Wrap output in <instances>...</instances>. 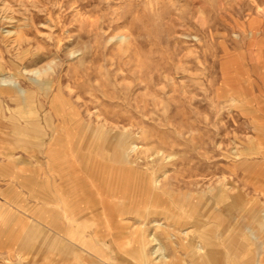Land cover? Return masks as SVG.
<instances>
[{"label":"rangeland","instance_id":"1","mask_svg":"<svg viewBox=\"0 0 264 264\" xmlns=\"http://www.w3.org/2000/svg\"><path fill=\"white\" fill-rule=\"evenodd\" d=\"M3 2L12 20L0 17V80L31 99L25 111L0 104V202L11 209L0 216V264H264V0ZM10 26L17 39L4 38ZM37 107L63 114L50 121L63 144L73 129L111 156L100 165L115 169L116 194L98 192L72 152L51 159L32 146L47 137L20 133ZM64 171L90 201L81 235L92 244H60L41 226L24 249L32 219L59 221L57 200L44 197L57 196ZM209 231L235 244H202Z\"/></svg>","mask_w":264,"mask_h":264},{"label":"crops","instance_id":"2","mask_svg":"<svg viewBox=\"0 0 264 264\" xmlns=\"http://www.w3.org/2000/svg\"><path fill=\"white\" fill-rule=\"evenodd\" d=\"M3 84V85H2ZM17 87V86H16ZM18 89V88H17ZM42 89H46L44 86L42 87ZM0 104H3L4 101H7V99H9V101H15L18 103V107L19 109H22L23 111H25L26 109L30 108L28 106V101L31 99V95L29 93H22L19 91L18 89V93L14 92V90L11 88V86H7L5 83L0 82ZM7 91H12L13 96H9L7 94V96H4L3 93H6ZM43 114V115H41ZM35 119L36 120H32V111L29 110L27 112H25L23 120H24V125L20 126V133L22 135H25V133L27 134V131L32 133H38L43 135L44 137H47L49 140L48 142H40V143H35L32 146H36V147H40L41 149L44 150V153L47 154L48 157H52V153L56 152V151H61V152H72L73 154H75V158L72 156H69L73 162L74 165H77L79 168V170H82L85 173H88L87 169H90V172L88 173L90 176L94 177L95 179L98 180V184L99 186H97V190L98 192L102 193V194H110L113 195L114 193L116 194V190L114 188L113 183H115L114 180V176L113 173L110 175V172L114 171L115 169H113L112 171L110 170H106L104 169L105 166H101L100 164L107 161V163H109V166H112L110 164H113L112 160H111V156L109 158H99L96 155V151H91L92 146L87 145V143H82V140H79L82 138L83 134H74V130H71L72 134L69 135L70 139L69 142L70 144L65 145L63 144V139L61 138V136L59 135V133L61 132V130L58 129L57 125L55 124L54 126H52V124L50 123V121H55L57 122L58 119H56L57 117H62L63 114L62 113H49L48 111H43L40 108L37 107V111L35 113ZM86 142V141H84ZM91 154V155H90ZM94 156V158L92 157ZM74 158V159H73ZM50 161V158H48ZM77 161H76V160ZM58 163H60V165L63 167V165H69V158L67 157H57ZM98 161V164L95 163ZM15 160L12 159L11 157L7 158V164H12L14 163ZM95 163V164H94ZM92 164V166H91ZM97 164V165H96ZM73 165V167H74ZM114 165V164H113ZM91 166V167H90ZM116 166V165H115ZM119 167L118 172L120 173L121 170H123L122 167ZM80 172V171H79ZM69 173V174H68ZM108 175H106V174ZM70 172H62L61 173V180L59 184H53L56 187H51L52 189L58 191L56 192V197L54 196H49L47 195V197H44V203L47 202V204L49 202H53L54 199L57 200L58 205L60 206V212L59 215H57V217L59 216V221L56 220H52V221H42V224L40 222H38L37 220L32 219V227L28 228V233L27 236L21 238V242L20 244L21 247H23L24 249H27V239H32V238H38L41 237L42 235H39L41 230V226L45 229V231L47 233H57L59 235V237L62 239V241H60V244H92L91 242H88L84 239H82V235L83 234V228H85V222H88L87 219L85 218V215L82 214L85 210H88L90 208L91 205H89L90 201H88V199L86 197L83 198H79L78 197V185L75 181H71L73 178L70 175ZM87 174V175H88ZM120 176L123 177L120 173ZM127 178V177H126ZM97 182V181H96ZM104 184V187H102V185ZM49 188V185L46 187ZM50 192V190H49ZM121 193V192H120ZM54 197V198H53ZM119 198V197H118ZM230 199H232L233 201L236 200V197H230ZM141 208V207H140ZM90 210V209H89ZM108 212L106 211V217L109 219L110 223H112L114 221L113 219V214H110L112 212L109 211L108 207H107ZM128 210V209H127ZM126 211V207H122L121 209L118 210L119 212H122L119 214V217L122 216L123 212ZM221 211V210H220ZM11 213V209L10 206L7 205V202H0V216L3 218V220H9V214ZM220 217V216H219ZM221 218V217H220ZM222 222H223V218ZM232 219V223H234L235 225H240L241 221L238 220L237 216H231ZM122 220V219H121ZM22 228L20 230H22L24 227V223L21 224ZM84 226V227H83ZM93 233V231H92ZM185 235V238H188V234L189 232H183ZM249 233H251V230H249ZM43 234V233H41ZM219 235L218 233H212V232H208V234L204 233L202 236H200V238H198V240L201 241L202 244H218V242H222L224 244H227L228 242H231V244H235V240L234 238H229L228 240H223L222 241H216L215 237ZM252 235V234H251ZM38 236V237H37ZM221 236V234H220ZM222 237V236H221ZM54 240V239H53ZM233 240V241H232ZM189 241V240H188ZM215 241V242H214ZM226 243H225V242ZM8 242V241H7ZM14 242V240H11V243ZM217 242V243H216ZM187 243V241H186ZM190 244H192V240L189 241ZM188 243V244H189ZM230 244V243H228ZM67 246V245H66ZM19 252L21 251V249H18ZM75 254V253H74ZM151 256H158L157 252H153L151 254ZM160 256V255H159ZM21 255L19 257V260L21 259ZM155 261L153 264H156L163 259L162 256H160L159 259H157V257H155ZM166 261H168V259H165ZM165 261V262H166ZM229 264H237L236 262H231Z\"/></svg>","mask_w":264,"mask_h":264},{"label":"bare ground","instance_id":"3","mask_svg":"<svg viewBox=\"0 0 264 264\" xmlns=\"http://www.w3.org/2000/svg\"><path fill=\"white\" fill-rule=\"evenodd\" d=\"M1 2L0 3H2V5H4V2H3V0H0ZM7 6L6 7H8V3L6 4ZM21 5V4H20ZM11 6V5H10ZM9 6V7H10ZM21 6H23V5H21ZM33 6V5H32ZM5 7V8H6ZM9 7H8V9H9ZM1 8H4L3 6L2 7H0V9ZM4 8V9H5ZM34 8V7H33ZM28 10V9H27ZM1 11V13H2V15H3V12H2V9L0 10ZM4 11V10H3ZM7 10H5V12H6ZM29 11V10H28ZM10 12H11V10H10ZM0 13V14H1ZM7 13H8V11L6 12V13H4V15L6 14V16H8L7 15ZM9 14V13H8ZM30 14V13H29ZM10 15H12V14H10ZM29 16V15H28ZM0 17H1V19H2V16L0 15ZM27 17V16H26ZM4 19H6L7 20V22H9L10 24H11V20H12V17L10 18V17H5V16H3V19L2 20H4ZM29 19H30V17H29ZM1 20V21H2ZM14 20V19H13ZM8 23V24H9ZM13 23V22H12ZM14 24V23H13ZM14 26H16V24L14 25ZM9 27V26H8ZM17 27V26H16ZM10 30H7V31H5V32H3V31H1L2 32V34H3V36L5 35V37L4 38H6V36H8L9 38L11 37H15V39H17L18 37H17V32L16 31H14V28H13V26L11 27L10 26V28H9ZM2 30V29H1ZM18 31V30H17ZM17 37V38H16ZM20 37V36H19ZM3 38V39H4ZM22 38V37H21ZM23 40H24V38H22ZM2 40V39H1ZM7 40V39H6ZM6 40H5V42H6ZM19 40V39H18ZM18 40H17V42H18ZM26 40V39H25ZM12 41V40H11ZM10 40L8 41V42H11ZM20 41H22L21 39H20ZM120 41H121V39H120ZM123 41H124V43L125 44H127L128 45V41H127V39L124 37V39H123ZM2 42V41H1ZM14 42V41H13ZM24 43V42H23ZM15 44V43H14ZM17 44V43H16ZM22 44V43H21ZM12 45V44H11ZM18 45H19V43H18ZM26 46V45H25ZM35 74V77H36V79H37V81H40V78H41V74H46V72L44 71V72H36V73H34ZM1 81V80H0ZM1 82H3V83H5L7 86H11V88L12 89H14V90H16V91H18V89L17 88H15L16 87V84H12L11 83V81H4V80H2ZM3 85V84H2Z\"/></svg>","mask_w":264,"mask_h":264}]
</instances>
